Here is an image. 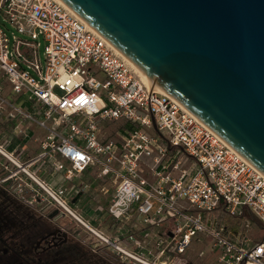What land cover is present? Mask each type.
I'll list each match as a JSON object with an SVG mask.
<instances>
[{"label":"built area","instance_id":"1","mask_svg":"<svg viewBox=\"0 0 264 264\" xmlns=\"http://www.w3.org/2000/svg\"><path fill=\"white\" fill-rule=\"evenodd\" d=\"M0 17V71L10 89L36 107L26 111L13 105L9 117L46 131L39 155L52 149L61 160L50 164L64 171L57 187L42 184L0 149L38 184L24 185L32 194L30 199L22 196L24 202L40 196L87 227L69 209L73 193L64 182L95 166L100 177L115 183L107 208L112 218L157 227L172 222L174 228L162 235L175 241L177 255L200 233L221 251V264H264V242H252L245 228L231 231L217 225L215 217L203 220L204 214L221 209L240 216L245 208L264 226L263 173L176 100L146 86L108 41L58 0H0ZM38 39L44 43V60L38 57ZM63 73L73 80L70 86L60 81ZM104 118H123L131 127L121 131L119 141H104L99 133ZM179 152L192 161V170L175 159ZM169 243L158 249L156 259L166 256ZM111 244L136 264H149L117 239ZM134 248L139 250L140 241L134 239Z\"/></svg>","mask_w":264,"mask_h":264},{"label":"water","instance_id":"2","mask_svg":"<svg viewBox=\"0 0 264 264\" xmlns=\"http://www.w3.org/2000/svg\"><path fill=\"white\" fill-rule=\"evenodd\" d=\"M63 1L264 173V0Z\"/></svg>","mask_w":264,"mask_h":264},{"label":"flooded vegetation","instance_id":"3","mask_svg":"<svg viewBox=\"0 0 264 264\" xmlns=\"http://www.w3.org/2000/svg\"><path fill=\"white\" fill-rule=\"evenodd\" d=\"M0 149L14 157L9 144ZM17 173V166L0 151V264H136L133 258L123 257L114 249L111 242L115 239L150 264L149 225L131 218H112L107 209L111 198L102 211L86 216L76 207L83 202L82 190L73 193L67 205L79 210L73 211L86 227L70 214L50 207V203H41L40 196L23 202L22 196L30 199L32 194L24 189L29 180H17ZM158 229L160 236L162 227ZM144 230L148 235L143 234ZM134 239L140 241L137 252Z\"/></svg>","mask_w":264,"mask_h":264},{"label":"rangeland","instance_id":"4","mask_svg":"<svg viewBox=\"0 0 264 264\" xmlns=\"http://www.w3.org/2000/svg\"><path fill=\"white\" fill-rule=\"evenodd\" d=\"M0 20L1 22H3L2 17H0ZM7 27H9L8 23ZM38 42L40 43V46L38 48V57L39 59L44 60V43L42 39H38ZM54 93L61 94L62 92L55 89ZM130 127L131 125L126 122V120L123 118L117 120L104 118V120H102L100 123L99 133L104 141L107 139L119 141L122 133L121 131L123 129H129ZM143 129L146 128L143 127ZM146 131H148L150 135H153L155 133V131H153L151 127L150 129H146ZM173 152H175V150L171 149V153ZM175 159H178L182 162L181 167L183 168H187L188 170H192L194 168L192 161L187 158L185 153L183 152L177 153L175 155ZM17 174L19 176L20 174L22 175L23 179L21 178L20 180H25L24 173L21 171L20 168H18ZM72 177L73 180L71 182H64L66 190L68 192H70L71 190L72 193H75L76 190L80 189L84 194L83 199L81 200L83 202H79L77 204V209H79L80 211L84 210L87 214L86 216H92L98 211H102L112 196L115 184L114 180L109 177H100L99 171L95 166L85 170L84 172L77 173L75 176ZM41 201V203L47 202L49 204L47 199H42ZM35 202L36 201H34V203ZM87 205H90L91 209H88ZM50 207H56L60 210V208L56 206L53 202L50 203ZM76 207L72 208V210L79 212ZM245 216V218H241L240 216L232 215L224 209H221L218 211H214L208 215L204 214L203 220L207 218L212 220V218L215 217L217 225L223 224L226 226L227 229L231 231L245 228V234L250 237L252 242H264V226L259 223V221L255 219V217L251 213L245 212ZM245 224H247V226ZM174 225L175 224H173L172 222H169L164 225V227H162L160 231L163 232L164 229L168 228L172 229L174 228ZM149 230L150 251L151 253H153V257H150L151 262L156 261L158 264H163V262H165V264H221L219 261L221 251H219L218 248L214 247L211 238L205 236L204 234L199 233L195 237H192L190 240V244L185 249L184 253L181 255H177V253L173 251V245L175 241L169 243L171 237L164 235L158 236L157 232L159 231V229L156 225L149 226ZM168 243L169 245L167 246L165 251L166 256H161L156 259L155 255H157L158 249L165 247ZM176 256L179 260L177 259L178 261L174 262L176 260Z\"/></svg>","mask_w":264,"mask_h":264},{"label":"crops","instance_id":"5","mask_svg":"<svg viewBox=\"0 0 264 264\" xmlns=\"http://www.w3.org/2000/svg\"><path fill=\"white\" fill-rule=\"evenodd\" d=\"M0 98L4 101V104L0 105V146L9 144V149L15 159L22 167L26 168L29 174L33 175L35 180L42 184L47 183L54 188L57 187L62 182L64 171L56 170L50 162L54 159L60 161L61 158L52 149H45L44 155H39L42 152L40 141L44 139L46 131L41 130L32 121L20 122L18 116L9 117L13 105L26 111L36 109V107L24 96L16 94L10 89V85L1 71ZM19 178L23 179L21 174L18 175ZM24 178L29 180L27 184H31L35 188L38 187V184L33 179L30 180L27 175L24 174Z\"/></svg>","mask_w":264,"mask_h":264},{"label":"bare ground","instance_id":"6","mask_svg":"<svg viewBox=\"0 0 264 264\" xmlns=\"http://www.w3.org/2000/svg\"><path fill=\"white\" fill-rule=\"evenodd\" d=\"M62 5H64L69 12H72L73 14H75L76 16H78L80 19L83 20V18H81V16L75 12L71 7H69L63 0H58ZM85 23L88 24L89 27L93 28V26H91L87 21L83 20ZM95 30V29H94ZM96 31V30H95ZM97 32V31H96ZM103 37V36H102ZM104 38V37H103ZM105 39V38H104ZM106 40V39H105ZM107 41V40H106ZM108 43L114 48V50L119 53L121 56H123L126 61L129 63V65L135 70L137 71L138 75L140 76V78L142 79L143 83L146 86H150L151 88H153L156 92L161 93V94H166L167 96H169L170 98L176 100L165 88H162L160 85H158L157 83L153 82L150 78V76H148L144 71H142L134 62H132L127 56H125L119 49H116L109 41ZM74 78L75 79H79V75L78 74H74ZM60 81L61 82H65L68 84V86H70L73 82V80L70 79L69 75L67 73H63L60 77ZM179 107H181L182 109L186 110L190 115H193L195 119H197L198 121H200L201 123H203L208 129H210L197 115L193 114L191 111H189L181 102H179L178 100H176ZM213 130V129H212ZM215 132V131H214ZM216 133V132H215ZM217 134V133H216ZM218 135V134H217ZM219 136V135H218ZM220 137V136H219ZM220 139L225 143H226L221 137ZM230 145V144H228ZM242 158H245L244 156H241ZM249 163L250 161L245 158ZM260 173H262L260 171ZM264 174V173H263Z\"/></svg>","mask_w":264,"mask_h":264},{"label":"trees","instance_id":"7","mask_svg":"<svg viewBox=\"0 0 264 264\" xmlns=\"http://www.w3.org/2000/svg\"><path fill=\"white\" fill-rule=\"evenodd\" d=\"M245 212H249V210H247V209L244 208V210H242V213H241V215H240L241 218H245V217H246V216H245ZM249 213H250V212H249Z\"/></svg>","mask_w":264,"mask_h":264}]
</instances>
